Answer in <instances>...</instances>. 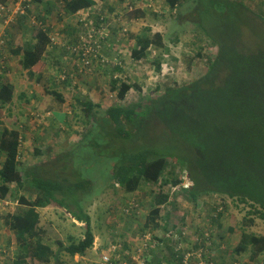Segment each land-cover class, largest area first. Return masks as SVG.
Instances as JSON below:
<instances>
[{"label":"trees","instance_id":"obj_1","mask_svg":"<svg viewBox=\"0 0 264 264\" xmlns=\"http://www.w3.org/2000/svg\"><path fill=\"white\" fill-rule=\"evenodd\" d=\"M48 1L51 2L25 1V13L18 12L14 16L15 21L19 20L20 23L29 18L33 25H37L32 38L11 50L12 54L20 56L23 69L32 76L33 69L40 66L45 55L56 46L50 35L51 26L46 25L53 6L44 8V11L38 9L43 2L46 4ZM119 1L124 3L127 0ZM7 2L0 0L2 5L7 6ZM184 2L166 0L171 9L182 7ZM193 3L196 7L190 16L199 17L202 29L218 46V53L209 65L207 74L191 84L166 86L162 94L140 99L132 105H126L125 102L113 105L102 111L104 115L101 117L102 105L90 99H78L87 118L85 124L90 128L78 143L79 147L74 150L77 157L84 160L75 179L65 176L58 179L43 177L55 169L54 165L49 166L43 162L27 168L20 161L24 147L23 135L16 129L6 127L0 119V202L11 196L13 191L19 193L26 187L36 194L34 200L20 195L18 207L3 217L4 223L14 233L16 246L14 258L8 264H67L61 261L60 253L43 240L46 230L42 226L39 210L53 203L66 210L76 207L78 212L71 211V214L86 227L83 239H72L67 247L59 243L61 250L75 257L93 248L95 235L92 222L78 198L83 194L89 197L90 193H95V188L91 186L95 177L91 179L83 176V167L88 162L92 166L90 175L101 163L108 169V173L110 171L111 181L123 186L127 193H133L143 183L153 186L155 194L144 228L156 234L149 239H144L146 234L142 237L145 240L144 246L150 245L148 251L151 253L144 258V264H153L154 256L161 261L154 264H163L165 253L162 246L166 243L170 245L169 250L173 248L169 239H175L177 226L172 225L171 212L164 210L169 205L175 208L170 195L172 189H178L195 203L200 197L223 195L233 199L238 207L240 204L249 205L248 215L253 217H246L243 222L249 227L254 225L257 217L264 219V105H249L250 100L264 99V11L253 12L240 0H194ZM96 5V0H64L63 10L65 15L72 17ZM35 6L36 11H33ZM250 14L256 18L259 16L257 20L252 17V20L257 22L262 31L254 33V45L244 49L242 44L246 43V33L253 29L248 20L251 19ZM71 28L74 31L75 28ZM133 38L138 48L133 49L131 55L137 61L145 58L153 47L165 46L161 33L151 35L150 31H146ZM79 44L80 41L64 47L71 53L73 47ZM6 45L11 46L12 43ZM58 69V75L64 76L67 81L66 70ZM160 69L161 64L157 62L156 70ZM41 80L42 76L39 75L37 81ZM134 88L141 92L140 87L134 83L119 77L112 79L111 89L118 92L117 97L121 101H125L127 94ZM45 90L46 94L54 95L57 101L63 100L57 91ZM158 90L160 87H157ZM13 94V84H2L0 107L11 103ZM198 103H202V123L199 126L200 135L194 137L192 131L179 128L175 120L187 118L181 116L185 106L193 107ZM54 113L58 121L66 118L62 113ZM103 144L110 146L108 153L103 150ZM34 153L36 157H44L40 146L34 149ZM75 154L72 156L75 157ZM105 155L110 161L104 159ZM185 171L190 174L193 182L188 187L184 186L185 181L179 176V172ZM62 173L58 176L67 174ZM12 185L16 188L13 189ZM225 208L216 206L218 213L214 221L218 227L222 226ZM229 229L234 230L232 227ZM161 233L167 239L161 237ZM184 233L177 235L185 237L187 233ZM196 236L200 240L197 251H202L207 244L203 239L209 237L202 230ZM179 244L175 239V245L179 247ZM249 249L252 260L262 255L264 236L248 233L242 225L241 238L233 248V253L239 255ZM107 252L113 255L112 263L140 264L132 256L127 257L126 261L121 260L120 256H124V253L118 249L113 250L111 244ZM200 264H206L205 260L202 262V256Z\"/></svg>","mask_w":264,"mask_h":264},{"label":"rangeland","instance_id":"obj_2","mask_svg":"<svg viewBox=\"0 0 264 264\" xmlns=\"http://www.w3.org/2000/svg\"><path fill=\"white\" fill-rule=\"evenodd\" d=\"M96 1V6L80 11L74 19L64 14V0H51L48 1L50 4L43 2L39 6V11L53 6V13L46 25L51 26L50 35L56 46L45 55L41 65L33 69V76L23 69L20 56L12 54L11 50L22 45L24 40L32 38L37 25H33L29 18L22 21V24L19 20L15 21V12L22 5L18 4L19 0H8V13L0 15V86L4 83L14 85L13 100L0 107V119L6 127L20 131L27 139L22 140L24 147L20 156L21 163L27 168L42 162L55 166L51 174L43 177L58 179L65 176L75 179L80 172V164L84 160H80L74 150L79 147L78 143L90 128L85 124L87 118L78 103L80 99H94L100 102L101 117L104 115L102 111L113 105L123 102L132 105L140 99H150L162 94L166 86H182L201 79L207 74L209 65L218 53V46L202 29L199 17L190 16L196 7L194 0H185L184 5L176 9H171L166 0H127L124 3L119 0ZM240 1L253 12L264 11V0ZM36 8L37 6L33 11H36ZM24 13L23 9L21 14ZM252 17L255 16L250 14L251 19L248 20L253 29L246 33V43L242 44L244 49L247 46L252 47L255 43L254 33L262 31ZM258 18L255 17L256 20ZM71 27L75 28L74 31ZM146 31H150L151 35L160 32L165 46L153 47L145 58L134 60L131 53L138 46L133 36ZM79 41H85L86 45L73 47L71 53L64 47ZM9 42L12 43L11 46L6 45ZM157 62L161 64L160 71L156 70ZM118 67L119 69H116ZM58 68L66 70L67 81L64 76L58 75ZM39 75L42 76L41 82L37 81ZM117 77L138 85L141 92L134 88L127 94L125 101H121L117 97L118 92L111 89L112 79ZM157 87H160V90L157 91ZM45 89L57 91L63 100L57 101L54 95L46 94ZM249 105L263 106L264 99L250 100ZM55 111L66 117L64 121L54 118ZM181 116L187 118L175 120L178 127L192 131L193 136L198 137L202 123V103L193 107L185 106ZM217 119L220 120L218 117ZM39 146L44 152V157H36L34 151H31ZM110 149L108 144H103V150L107 153ZM25 151L31 152L26 154ZM90 152L93 155L91 150ZM72 154H75V157ZM104 159L110 161L106 155ZM83 169L85 178L95 177L91 183L95 193H90L89 197L84 194L78 197L84 212L90 216L92 222L95 235L93 248L87 250L84 255L75 257H70L61 250L59 243L67 247L72 239H83L86 227L71 214V211L78 212L76 207L69 208V212L54 203L40 209L44 216L42 226L46 230L44 242L59 252L61 261L67 264H102L104 257L113 256L111 252H107L109 244L113 249L124 253V256H120L121 260L126 261L127 257L132 256L140 264H144V258L151 253L148 251L150 245L145 247L142 237L146 234L144 239H149L156 234L144 228L155 194L153 186L143 183L133 193H127L123 186L111 181L110 171L108 173V169L101 163L91 175L89 172L92 166L89 162ZM62 171L67 174L58 176L63 174ZM179 173L185 181L184 186H190V174L186 171ZM12 186L13 189L16 188L15 185ZM20 195H26L30 200L36 197L33 190L26 187L19 193L17 190L13 191L8 197V202H0V264L10 263L15 255L16 246L11 244L13 233L8 231L3 217L18 207ZM170 195L175 208L169 205L164 210L173 215V223L177 226L174 237L180 242L179 247L187 243L191 257L197 254L196 247L200 240L196 235L202 230L205 236L209 237V241L203 239L207 244L202 248V262L205 260L206 264H264V253L255 260L250 259V249L239 255L233 253V248L241 238L242 225L248 233L264 236V219L257 217L254 225L250 227L243 223L246 217H253L248 215L249 205L240 204L238 207L233 199L223 195H207L200 197L195 203L178 189H172ZM218 205L226 207L221 227L214 221ZM134 209L138 210L133 212ZM230 227L234 230L230 231ZM181 232L188 233V236L179 237L177 234ZM175 239L172 237L169 241L173 243ZM204 242L202 243L205 244ZM169 247L166 243L162 246L168 259L172 258ZM3 250L5 252H2ZM165 261L172 264L171 261ZM156 262L161 261L159 257L154 256L153 264Z\"/></svg>","mask_w":264,"mask_h":264},{"label":"crops","instance_id":"obj_3","mask_svg":"<svg viewBox=\"0 0 264 264\" xmlns=\"http://www.w3.org/2000/svg\"><path fill=\"white\" fill-rule=\"evenodd\" d=\"M51 13H53V12H51ZM75 16H76V14L74 15V16H72V17H70V19H74L75 18ZM160 33V32H159ZM19 46H21V45H19ZM92 101L93 102H95V103H98V104H101L100 102H97L96 100H94V99H92ZM55 114V113H54ZM53 114V116H55L56 117V115H54ZM54 117V118H55ZM23 139H26L25 137H23ZM27 140V139H26ZM36 140V139H35ZM50 141V140H49ZM31 151H34V149H32ZM31 151H25L26 152V154L27 153H29V152H31ZM8 198H6V200H4V202H8ZM40 211V210H39ZM41 214V213H40ZM43 218H44V216L41 214V222H42V220H43ZM4 219V218H3ZM173 220V219H172ZM176 224V223H175ZM173 222H172V225H175ZM8 227V226H7ZM6 231H7V229H6ZM8 231H10L11 232V230L8 228ZM13 233V232H12ZM188 234V233H187ZM161 237H163V238H166V237H164V233H161ZM188 235H186L185 237H187ZM160 237V236H159ZM160 237V238H161ZM167 239V238H166ZM186 241V240H185ZM207 241H209V240H207ZM11 244H13V246L15 245V239H14V233L12 234V238H11ZM172 246H173V248L172 249H168L169 250V252H170V254L172 255V258H170V259H168L165 255H164V257L162 258V262H164V263H166V261L165 260H168V261H172V264H183V259H184V257L188 254V253H190V251H189V249H188V245H187V243L185 244V245H183V247H178V246H176L175 245V242H173L172 243ZM199 250V249H198ZM3 251H5V250H3ZM13 260V259H12ZM190 263L192 264H200V258H198L197 256H195V257H193L192 258V260L190 261ZM190 263H188V264H190ZM166 264H168V263H166Z\"/></svg>","mask_w":264,"mask_h":264},{"label":"built area","instance_id":"obj_4","mask_svg":"<svg viewBox=\"0 0 264 264\" xmlns=\"http://www.w3.org/2000/svg\"><path fill=\"white\" fill-rule=\"evenodd\" d=\"M25 1H30V0H25ZM24 0H19V3L18 4H22L23 5V2H25ZM20 6L19 8H17L18 11H16L15 13H18V12H22V10L24 9V6ZM9 10H7V7L6 5H2L0 4V15L4 16ZM81 44H84L86 45V42L85 41H82ZM185 234V233H184ZM114 248V247H113ZM115 250V249H113ZM142 251V249H140ZM202 251H199L197 253V257H201L202 256ZM190 257H191V253H188L185 258H184V261H183V264H188L189 263V260H190ZM139 259H141L140 257H138ZM112 258L110 256H106L102 259V264H116V263H112ZM136 259V258H135Z\"/></svg>","mask_w":264,"mask_h":264},{"label":"clouds","instance_id":"obj_5","mask_svg":"<svg viewBox=\"0 0 264 264\" xmlns=\"http://www.w3.org/2000/svg\"><path fill=\"white\" fill-rule=\"evenodd\" d=\"M7 6H8V5H7ZM7 13H8V12H7ZM7 13H6V14H7ZM78 13H79V12H78ZM78 13H77V14H78ZM6 14H5V15H6ZM77 14H76V15H77ZM187 187H188V186H187ZM206 240H209V239H206ZM198 252H199V251H197V253H198ZM195 256H197V254L193 255V256L190 258L189 263H190V261L192 260V258L195 257ZM184 258H185V257H184ZM198 258H200V257H198ZM183 261H184V259H183Z\"/></svg>","mask_w":264,"mask_h":264},{"label":"water","instance_id":"obj_6","mask_svg":"<svg viewBox=\"0 0 264 264\" xmlns=\"http://www.w3.org/2000/svg\"><path fill=\"white\" fill-rule=\"evenodd\" d=\"M191 183V185H193V182H190Z\"/></svg>","mask_w":264,"mask_h":264}]
</instances>
